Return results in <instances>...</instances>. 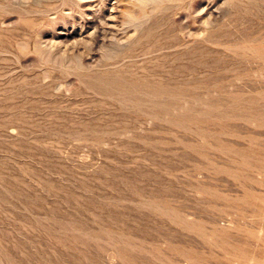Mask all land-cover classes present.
<instances>
[{
  "label": "rangeland",
  "instance_id": "rangeland-1",
  "mask_svg": "<svg viewBox=\"0 0 264 264\" xmlns=\"http://www.w3.org/2000/svg\"><path fill=\"white\" fill-rule=\"evenodd\" d=\"M0 264H264V0H0Z\"/></svg>",
  "mask_w": 264,
  "mask_h": 264
},
{
  "label": "bare ground",
  "instance_id": "bare-ground-1",
  "mask_svg": "<svg viewBox=\"0 0 264 264\" xmlns=\"http://www.w3.org/2000/svg\"><path fill=\"white\" fill-rule=\"evenodd\" d=\"M152 51V50H151Z\"/></svg>",
  "mask_w": 264,
  "mask_h": 264
}]
</instances>
